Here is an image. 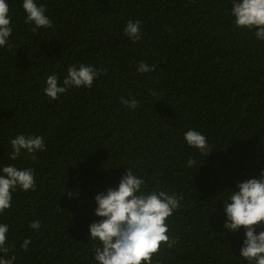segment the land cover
<instances>
[{
    "label": "trees",
    "instance_id": "16d2710c",
    "mask_svg": "<svg viewBox=\"0 0 264 264\" xmlns=\"http://www.w3.org/2000/svg\"><path fill=\"white\" fill-rule=\"evenodd\" d=\"M6 3L13 32L0 47V168H32L37 185L17 189L0 214L14 264H96L95 197L118 187L127 167L145 191L183 196L166 221L178 243L161 245L152 264H247L244 229L225 235L222 200L264 170V41L234 26L231 0H37L54 26L36 32L23 0ZM129 20L141 21L136 43L124 35ZM140 62L155 71L139 73ZM82 63L102 70L92 88L50 100L47 76L62 83ZM188 130L207 137L209 156L187 145ZM20 134L44 137L46 149L10 160L9 140ZM37 220L38 231L29 227Z\"/></svg>",
    "mask_w": 264,
    "mask_h": 264
},
{
    "label": "clouds",
    "instance_id": "9594fccd",
    "mask_svg": "<svg viewBox=\"0 0 264 264\" xmlns=\"http://www.w3.org/2000/svg\"><path fill=\"white\" fill-rule=\"evenodd\" d=\"M231 16L238 29L254 32L259 41H264V0H231ZM26 13L25 23L33 26L31 30L49 29L54 25L46 14L44 5L37 0H23ZM13 28L6 0H0V47L8 45ZM126 35L133 43L142 39L141 21L129 20L124 27ZM141 74L155 71L144 62L137 65ZM102 70L88 64L69 66L62 83L56 74L47 76L43 92L50 100H58L67 91L75 88H92ZM150 95L156 93L149 90ZM124 106L135 110L138 101L121 98ZM184 140L201 155L209 156L210 146L207 137L196 130L184 133ZM11 152L8 157L16 161L22 154L33 160L36 153L46 149L44 137L39 135H17L10 138ZM188 167L197 164L194 157L187 161ZM121 177L118 187L109 188L95 197L97 207L95 215L100 218L89 226V240L92 242L93 259L96 264H152L153 256L164 248H173L178 238L171 237L166 221L181 207L183 196L169 194L163 190L145 191L146 180L137 177L133 168ZM36 177L32 168H18L5 165L0 168V214L12 207L13 193L17 189L24 192L36 191ZM223 199L226 221L223 225L227 232L238 233L244 229L245 239L239 255L247 264H264V170L259 178H250L239 182L237 190L225 191ZM224 192V193H225ZM69 197L72 192L67 193ZM29 227L39 230L40 221L32 222ZM259 230V231H258ZM9 227L0 224V264H14L16 256L8 257L11 251L6 243ZM32 240L24 239L21 245L28 250ZM15 245H12L14 248Z\"/></svg>",
    "mask_w": 264,
    "mask_h": 264
}]
</instances>
